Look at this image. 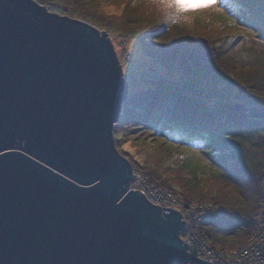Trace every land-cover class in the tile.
I'll list each match as a JSON object with an SVG mask.
<instances>
[{
  "label": "water",
  "instance_id": "95a60500",
  "mask_svg": "<svg viewBox=\"0 0 264 264\" xmlns=\"http://www.w3.org/2000/svg\"><path fill=\"white\" fill-rule=\"evenodd\" d=\"M127 95L105 31L0 0V264H208L179 211L129 189Z\"/></svg>",
  "mask_w": 264,
  "mask_h": 264
},
{
  "label": "trees",
  "instance_id": "16d2710c",
  "mask_svg": "<svg viewBox=\"0 0 264 264\" xmlns=\"http://www.w3.org/2000/svg\"><path fill=\"white\" fill-rule=\"evenodd\" d=\"M63 1L103 30L137 40L143 59L140 62L151 61L160 69L155 68L158 72L151 81L140 77L153 88L146 91L148 97L144 102H137V113L127 107L134 101L127 96L124 117L114 125V133L123 130L125 140L138 144L144 152L149 147L151 132L160 139L150 146L151 152L146 153L142 167L128 159L132 168L141 171L150 185L161 186L183 201L197 199L222 207L225 215L201 228L215 251L228 252L218 235L231 226L241 227L246 219L249 226L242 247L252 231L251 219L258 202L259 183L264 177V166L255 162L258 153L255 159L250 156L243 162V170L235 173L217 161L211 167L183 158L175 167L165 164V159L181 146L205 145L215 156L225 151L228 155L230 150L244 149L245 141L250 144L251 138L243 134L247 130L264 133V121L246 115L248 107L264 105V51L256 52L252 46L250 51L245 48L250 36L244 31L241 36L237 28L249 21L247 13L238 10L242 5L234 4L235 0H222L224 6L219 8L237 20L230 27L214 15L216 9L177 15L176 9L162 8L153 0ZM104 1L122 4L118 18L101 12L100 3ZM240 37L242 40L237 44ZM162 72L172 73L174 78L161 79ZM170 97L176 100L168 107L166 100ZM237 103L242 105L239 112L233 108ZM157 111L169 114L162 121L161 116H155ZM209 115L213 118L209 119ZM210 146L215 149L212 151Z\"/></svg>",
  "mask_w": 264,
  "mask_h": 264
},
{
  "label": "rangeland",
  "instance_id": "374dc122",
  "mask_svg": "<svg viewBox=\"0 0 264 264\" xmlns=\"http://www.w3.org/2000/svg\"><path fill=\"white\" fill-rule=\"evenodd\" d=\"M33 1L44 6L49 12L56 13V14H59L62 16H66L69 18L81 20V21H84V22L96 27L100 31L103 30L102 28L98 27L97 25L91 23L89 20L84 19L80 14H78L77 12H75L73 10L72 6L67 5L63 0H33ZM234 4H241V0H235ZM220 6H224V3L222 0H218L217 7H220ZM100 8H101L100 9L101 12L104 13L106 16H109L110 18H113V17L118 18L117 15L123 9L122 4H116V5L115 4H108V2H105V1L100 3ZM204 10H207V9H204ZM238 10H239V12L244 13L240 7H238ZM237 28L240 30V29L245 28V26L238 24ZM103 31H105L108 34V37H109V39L113 45V49L115 51L116 58L121 65V71H122L123 78L127 81V84H128V95L127 96H129V100L134 99V101H132L127 107L131 108L132 112L135 111V113H137V111H138L137 107H136L137 102H139V103L144 102L145 99H147V97H148L146 94V91L148 89L151 90V88H153V86H154V85H150L148 83H143L144 81H143V79H140V77L144 76V78L147 81H151V77H155L157 75V72H158V71L156 72L155 68L157 70H160V69H158L157 65L152 63L151 61L147 60V61H145V63L140 62L143 59H141L142 53L139 49V44H138L137 40H135V39L131 40L128 38H124L118 34H114V33L108 32L106 30H103ZM241 36H244L242 31H241ZM241 40H242V37L238 38L236 43L239 44L241 42ZM263 43L264 42H262L260 38H258V37L256 38L255 36H250V38H248V40L246 41L245 48L248 49L249 51L251 48H253V49L255 48L256 52H261V51H264V44ZM246 53L248 54V52H246ZM247 54H245V55H247ZM257 64H259V63H257ZM259 65H261V64H259ZM162 77L164 80L172 79V77L174 78L172 73L171 74H165L163 72L161 75V79H162ZM174 85H178V83L175 82ZM171 98L172 97H170L166 100L168 107L173 102V100H176V97H173L172 99ZM125 102H126V100H125ZM125 102L123 103V109L126 107ZM237 104H239V103H237ZM261 107H264V106H261ZM233 108H234V110H236L235 107H233ZM167 111H166V113H164L162 115H161L160 111H157L155 116H161V120L164 121L169 114V112H167ZM259 113L263 114L258 109L257 114H259ZM246 115L248 118L254 119L253 116L256 115V112L251 111V110H247ZM123 117H124V114L122 112V118ZM256 120L264 121V118H256ZM249 132H250V130H247L243 134L245 135L244 137H250L251 138L250 144H248V142L245 141L244 142L245 143L244 149H242L240 151H237L238 149H236V152L235 151L231 152V150H230V152L228 153V155L230 154L229 156L227 155V151L221 153V155L217 154V156H215L214 154H216V153L211 152L210 150L207 151L208 147L205 145L200 146L198 148H196V147L195 148H188L185 146H181V148H179L178 150L173 152V154L170 155L169 159L168 158L165 159V164L168 167L172 168V167L177 166V164H179V162H180V159L183 158V159H192L194 161V163L198 162L199 165L211 167V164L216 166V164L213 161H215V162L217 161L218 164H222V162H223V164L226 166V169L229 172L235 173V172H240V170H243L242 163L247 161L250 156H252V157L254 156V159H255V157H256L255 153L257 152L259 156H257V158L255 159V162L257 161L258 164L264 166V155H262V153H264V133L259 132V131L250 132V133ZM123 134H124L123 130H119V131L114 133V128H113V140H114L116 149L118 150V152L120 154H123L127 160L129 159L131 162L136 164V166L142 167L144 165V162H145L146 153L148 154L151 152L150 146H154L156 143H159L160 139L158 138V136L156 135L155 132H151L149 135V147L147 148V151L144 152L143 149L141 148V146H139L138 144L130 143L129 140H125ZM134 144L136 145V147H134L135 146ZM251 145L254 147L252 148ZM212 147L213 148H211V150L213 151L215 149V146H212ZM205 152L210 154V156H207L205 154ZM251 168L250 169L245 168V169H246V171H250ZM245 169H244V171H245ZM135 171L139 172L141 175H143V177L146 179L150 188L160 187L161 189L166 190V189L162 188L161 186L150 185L148 179L146 178V176L141 171L134 169V172ZM204 175H206V174H204ZM131 187H132V190L139 189L137 182L133 183ZM144 197L148 200V198L146 196H144ZM248 226L249 225L247 224V220L245 219L243 221V225L241 227L231 226V227H229V229L224 234L222 233V234L218 235V238L221 240V242H223V247L226 251L238 249L242 245V243H243V241L247 235ZM181 233L179 235H180V238L182 239L183 236L181 235Z\"/></svg>",
  "mask_w": 264,
  "mask_h": 264
},
{
  "label": "built area",
  "instance_id": "2783aa9c",
  "mask_svg": "<svg viewBox=\"0 0 264 264\" xmlns=\"http://www.w3.org/2000/svg\"><path fill=\"white\" fill-rule=\"evenodd\" d=\"M261 106L263 105H252L248 110L255 111V116H264V107ZM258 109L263 114H257ZM132 174L135 176L130 185L137 182L139 187L137 190L146 196L148 201L161 208L163 206L180 212L185 222L182 241L188 246V252L192 256L208 264H260L258 257L264 256V177L259 183L258 202L252 216V231L249 238L242 247L222 252L215 251L201 231L204 224L220 220L225 215L222 207L196 199L183 201L160 187L150 188L139 172L133 170ZM130 185L129 189H132Z\"/></svg>",
  "mask_w": 264,
  "mask_h": 264
},
{
  "label": "snow or ice",
  "instance_id": "6c2138e0",
  "mask_svg": "<svg viewBox=\"0 0 264 264\" xmlns=\"http://www.w3.org/2000/svg\"><path fill=\"white\" fill-rule=\"evenodd\" d=\"M135 3L136 0H133ZM158 6L167 9H176V14L188 11H199L204 9H216L214 15L217 18H222L230 27H234L237 23L236 19L231 18L225 11L217 7L218 0H153ZM242 11H245L249 16V21L246 26L240 31L248 33L249 36H259L264 42V0H241ZM209 119L213 116L209 115ZM255 183V179H252ZM243 207V205H241ZM260 264H264V256H259Z\"/></svg>",
  "mask_w": 264,
  "mask_h": 264
},
{
  "label": "bare ground",
  "instance_id": "6f19581e",
  "mask_svg": "<svg viewBox=\"0 0 264 264\" xmlns=\"http://www.w3.org/2000/svg\"><path fill=\"white\" fill-rule=\"evenodd\" d=\"M150 202V201H149ZM151 204L155 205L154 203L150 202ZM171 209V208H170Z\"/></svg>",
  "mask_w": 264,
  "mask_h": 264
}]
</instances>
